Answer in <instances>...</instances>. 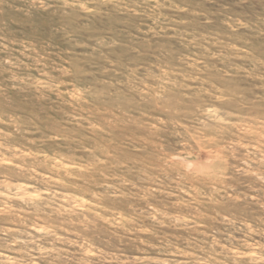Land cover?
I'll list each match as a JSON object with an SVG mask.
<instances>
[{"label": "rangeland", "instance_id": "rangeland-1", "mask_svg": "<svg viewBox=\"0 0 264 264\" xmlns=\"http://www.w3.org/2000/svg\"><path fill=\"white\" fill-rule=\"evenodd\" d=\"M0 264H264V0H0Z\"/></svg>", "mask_w": 264, "mask_h": 264}]
</instances>
